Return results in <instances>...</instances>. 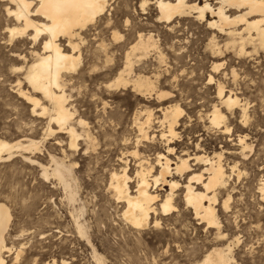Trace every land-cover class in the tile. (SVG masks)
I'll return each instance as SVG.
<instances>
[{
  "label": "rangeland",
  "instance_id": "1",
  "mask_svg": "<svg viewBox=\"0 0 264 264\" xmlns=\"http://www.w3.org/2000/svg\"><path fill=\"white\" fill-rule=\"evenodd\" d=\"M210 2L217 5L216 0ZM155 6L149 3L142 8L141 0H108L106 13L95 23L102 29L101 36L93 40V30L82 33L86 41L81 45L82 63L72 74L74 78L66 93L69 103L77 109L75 118L80 116L88 123L96 146L87 151L79 149L72 155L67 134L56 131L50 135L47 119H34L30 106L11 89L17 76L22 79V72L14 71L15 68L32 60V43L3 40L7 37V17L1 3L0 138L41 140L39 149L30 155L37 162L25 161L20 152L14 154L15 158L0 161V203H5L13 215L5 233V243L13 249L4 253L5 264H62L64 259L67 264L95 263L93 249L101 253L104 264H194L211 248L227 245L232 248L236 264H264V198L260 191L264 183V51H254L246 45L251 53L240 54L237 45H227L228 35L196 17L181 18L172 25L157 23ZM114 30L123 37L114 39ZM136 31L153 34L157 42L158 49L136 65L135 72L149 76L157 92L169 93L162 99H157L156 92L138 93L132 87L102 88L122 68L121 51L113 56V70L100 74L90 70L93 43L105 41L116 49L131 43ZM212 37L220 51L211 45ZM17 54H23L26 61L17 58ZM217 63L220 66L214 69ZM98 83L102 91H97ZM219 83L245 105L246 120L241 108L230 112L220 104ZM171 102L184 110L177 126L179 153L225 152L224 164L231 176L216 205L223 237L195 218L193 209L184 203L182 191L176 193L178 210L164 217L160 226L151 224L136 230L123 220V204L113 199L108 190L110 172L120 169L124 165L120 161L123 153L134 149L139 134L136 122L144 120L149 109L153 115L146 129L151 137L155 136L140 143V154L147 163H153L157 152L166 153V143L160 138L163 116L158 109ZM214 104L226 114L227 134L209 123ZM239 135L246 136L252 148L243 151L244 156ZM53 155L73 164L70 182L74 200L68 199L65 186L57 179L42 175L40 164L52 165ZM127 159L129 174L134 178L136 160L132 156ZM234 163L242 171L240 178L230 169ZM166 190L168 187L159 192L162 195ZM228 195V207L222 206ZM77 223L83 225L86 236L79 233Z\"/></svg>",
  "mask_w": 264,
  "mask_h": 264
},
{
  "label": "bare ground",
  "instance_id": "2",
  "mask_svg": "<svg viewBox=\"0 0 264 264\" xmlns=\"http://www.w3.org/2000/svg\"><path fill=\"white\" fill-rule=\"evenodd\" d=\"M1 3L7 17L4 28L7 37L3 40L21 39L32 43L30 50L32 60L26 66L15 68L14 71L22 72L20 75L22 79L17 76L11 84V89L22 102L30 106L29 112L34 119H47V132L50 135L56 131L67 134L70 154H76L79 149L85 151L94 149L96 137L82 117L75 118L77 109L69 103L70 96L66 93V87L74 78L72 74L80 69L82 63L81 45L86 42L82 33L93 30L90 34L93 40L101 36L102 29L95 23L106 13L108 0H0V5ZM149 3L155 4L158 9L155 20L157 23L172 25L178 19L196 17L201 21H207L209 27L228 35L230 42L227 45H237L240 54L251 53L246 50V45H251L254 51L257 49L264 51V0H216L217 5H213L210 0L203 2L141 0V7H146ZM136 34L131 43L116 49H111L105 41L93 43L95 50L90 70L99 74L113 70L111 67L113 56L115 52L121 51L124 62L122 68L116 70L114 79L103 83L102 88L111 90L132 87L138 93L156 92L157 99H162L169 93L157 92V87L149 76L135 72V66L158 49L157 42L153 34L146 35L137 31ZM112 35L114 39L123 37L116 30L112 31ZM210 41L213 48L220 51L215 38L212 37ZM17 55V58L26 61L23 54ZM219 66L217 63L213 68L217 69ZM212 80L213 77L210 76L209 81ZM99 85L101 84L98 83L97 91H102ZM217 97L225 110L233 112L234 108H241L244 120L247 119L245 105L240 103L237 95L225 91L220 83ZM106 104L104 102V106ZM158 111L163 116L161 124L164 130L160 132V138L166 143V153L157 152L153 163H147L146 158L140 154L138 148L140 143L143 140L145 142L153 140L155 136L151 137L146 129L153 115L149 109L145 112L144 120L136 122L139 134L134 149L123 153L120 161L124 165L120 169H113L110 172L108 190L113 199L123 204L121 211L123 220L136 230L145 229L151 224L158 227L163 223L164 217H169L178 210L176 193L182 191L184 203L193 209L195 218L201 223L204 222L208 228L218 230V236L223 237L216 205L220 191L226 188L231 176L224 164L225 152L219 150L210 155L205 152L189 153L188 150H181L179 153L176 146L180 139L177 126L184 110L179 104L171 102L160 107ZM210 112L209 123L227 134L229 126L225 124L226 114L220 105L214 104ZM238 138L241 154L244 156L243 151L252 148L246 141V136L239 135ZM40 143L41 140L32 138H19L14 141L0 138V161L8 160L14 157L16 152H20L25 161L37 162L35 157L33 156V159L30 155L39 149ZM82 145L84 147H81ZM128 156L136 160L134 178L129 174ZM51 160L50 166L40 164L43 177L57 179L65 186L68 199L74 200L75 191L70 182L74 171L72 162L67 164L54 155L51 156ZM238 166L234 163L230 169L232 173H236L237 178H240L242 171ZM164 187H168V190L161 195L159 190ZM260 191L264 198V183L261 184ZM230 197L228 195L223 200L222 206L228 207ZM12 216L10 208L1 202L0 264L6 262L4 253H9L13 249L5 243V233ZM77 227L82 236L87 235L83 225L77 223ZM231 249L230 245L225 248H211L194 264H236L233 254L231 256ZM93 252L95 263L88 264H104L101 253L99 254L96 249H93ZM62 264H67V261L64 259Z\"/></svg>",
  "mask_w": 264,
  "mask_h": 264
}]
</instances>
